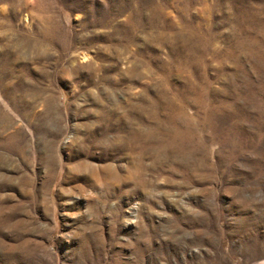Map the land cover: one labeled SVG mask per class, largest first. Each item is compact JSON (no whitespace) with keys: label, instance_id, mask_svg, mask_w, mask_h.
Returning <instances> with one entry per match:
<instances>
[{"label":"rangeland","instance_id":"374dc122","mask_svg":"<svg viewBox=\"0 0 264 264\" xmlns=\"http://www.w3.org/2000/svg\"><path fill=\"white\" fill-rule=\"evenodd\" d=\"M0 264H264V0H0Z\"/></svg>","mask_w":264,"mask_h":264},{"label":"bare ground","instance_id":"6f19581e","mask_svg":"<svg viewBox=\"0 0 264 264\" xmlns=\"http://www.w3.org/2000/svg\"><path fill=\"white\" fill-rule=\"evenodd\" d=\"M84 57V56H83ZM119 104V103H118ZM138 125V124H137ZM141 127V126H140ZM143 128V127H142ZM133 130H135V129H133ZM68 167V166H67ZM76 167H77V169H85V170H89L90 172H93V170H92V168L91 167H89L87 164H85V162L84 163H78L77 165H76Z\"/></svg>","mask_w":264,"mask_h":264}]
</instances>
